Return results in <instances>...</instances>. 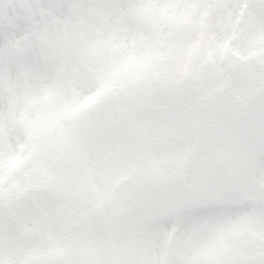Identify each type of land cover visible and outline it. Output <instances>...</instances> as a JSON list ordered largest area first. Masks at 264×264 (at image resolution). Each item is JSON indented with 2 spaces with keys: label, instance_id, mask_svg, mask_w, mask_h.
Wrapping results in <instances>:
<instances>
[{
  "label": "snow or ice",
  "instance_id": "6c2138e0",
  "mask_svg": "<svg viewBox=\"0 0 264 264\" xmlns=\"http://www.w3.org/2000/svg\"><path fill=\"white\" fill-rule=\"evenodd\" d=\"M0 264H264V0H0Z\"/></svg>",
  "mask_w": 264,
  "mask_h": 264
}]
</instances>
